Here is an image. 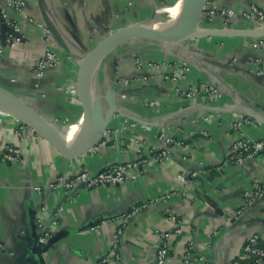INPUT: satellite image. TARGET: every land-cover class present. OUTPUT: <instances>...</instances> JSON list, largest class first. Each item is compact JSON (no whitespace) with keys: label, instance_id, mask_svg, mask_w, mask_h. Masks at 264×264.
<instances>
[{"label":"crops","instance_id":"1","mask_svg":"<svg viewBox=\"0 0 264 264\" xmlns=\"http://www.w3.org/2000/svg\"><path fill=\"white\" fill-rule=\"evenodd\" d=\"M15 1L24 3L21 13H9L19 24L21 41L6 46L10 28L0 17V86L53 125L59 121L57 125L62 126L74 125L86 116L77 111L80 58L107 34L143 22L154 9L173 2L42 0L56 37L69 53L53 41L60 62L38 79L34 64L47 45L40 28L45 23L37 0ZM250 5L264 10V0L217 3L218 8L237 13ZM3 6L0 0V10ZM201 27L220 29L222 25L202 17ZM232 29L260 30L264 24L237 19ZM254 40L207 37L191 43L192 47L142 40L118 45L102 60L92 80L104 113L110 99L116 108L106 126L110 134L79 156L60 153L30 128L18 133L19 120L0 115V146L20 151L15 163H7L0 151V264H40L38 219L54 231L44 264L97 263L108 253L119 229L117 257L110 264H156L158 233L176 228L180 233L170 238L163 264H250L245 250L249 238L256 236L264 245V149L240 167L224 165V161L236 139L256 142L264 138V46L252 48ZM134 58L142 63H184L188 71L179 69L174 75L163 68H137ZM174 76L176 81H171ZM201 85L215 89L217 95L188 101L176 93ZM151 100H158L159 105L145 106ZM125 122L136 127L127 130ZM238 122L242 124L237 129ZM161 133L176 144L160 140ZM152 148L167 151L169 159L143 164L135 182L48 190L59 177L69 179L80 170L95 174L110 165L137 160L139 149L145 155ZM178 175L184 180H178ZM255 182L262 196L245 205L243 194ZM166 195L170 198L155 202ZM130 214L121 226V218ZM169 215L174 222L168 221ZM61 233L64 236L55 238Z\"/></svg>","mask_w":264,"mask_h":264},{"label":"built area","instance_id":"2","mask_svg":"<svg viewBox=\"0 0 264 264\" xmlns=\"http://www.w3.org/2000/svg\"><path fill=\"white\" fill-rule=\"evenodd\" d=\"M219 0H208L205 4L202 17L206 18L211 22L212 20H218L222 27L220 29H232L233 22L237 19L242 20L246 23H262L264 24V10L260 9L255 5H250L246 9L240 12H234L227 9H220L217 7V3ZM24 8V3L22 1H15V0H4V6L0 10V17L5 22V24L10 28L9 36L5 39V44L8 47H13L15 44L21 41L20 35V27L19 24L9 16V13H21ZM41 30L44 33L45 40H46V48L42 55V57L37 60L34 64V72L36 78H41L44 72L48 69H52L56 67L60 62V54L54 50L53 48V40L50 36L49 31L43 25L40 26ZM264 46V38H256L252 43L251 47L254 49H258ZM147 69H168L172 71V74L179 73V69L182 72H187L188 68L183 63L181 66L177 64L167 65L165 63H146ZM144 66V67H145ZM137 68H141V63H136ZM179 71V72H177ZM167 78V77H166ZM169 78V77H168ZM171 81H176V76L170 77ZM129 81H124V84H128ZM177 95L181 99H185L188 101H195L202 95H209V96H216L217 91L212 89L208 85H201L197 87H190L186 90H176ZM159 105L158 100H151L145 103L147 107H157ZM7 114L6 112L0 110V115ZM242 123H236L234 126L235 128H240ZM124 128L127 130L134 129L136 124L133 122H125ZM29 128L24 123L19 121L18 133L25 129ZM110 134V132L104 130L103 135ZM158 138L163 140L168 144H176L172 139H169L164 133H161ZM102 146H106V143H103ZM137 147L141 148V144L137 143ZM264 149V138L260 141L252 142L248 141L245 138H238L236 139L229 150V153L224 161V165H233L235 167L242 166L247 160L255 157ZM0 151L2 153V158L7 163H15L18 161L20 157V151L17 148L12 146H0ZM169 159V154L165 150L156 151L153 148L147 150L145 155L143 154L142 150L139 149V155L137 160L123 163V164H115L105 167L101 171L90 174L84 170L78 171L76 174L73 175L72 178L65 179L59 177L55 179L52 183L48 185V190L56 191L57 189H69L72 187H76L82 184L87 189H94L100 187H114V186H121L126 183L135 182L138 178V170L143 164H161L164 161ZM178 180L183 181L184 176L178 175ZM37 192H40V189H36ZM262 196V191L257 182L252 185V189L250 191H246L243 194V203L245 205H251L256 200H258ZM170 195H166L164 197L155 199V202L169 199ZM133 214V213H132ZM126 215L121 218V226H124L129 218L132 216ZM168 221L174 222L175 218L171 215L168 216ZM37 230L39 232L37 242L40 246H45L49 240L52 238L54 231L50 227H46L43 222L38 219L36 221ZM56 223L53 222L52 226ZM122 230L119 229L116 236L114 237L111 247L108 253L102 257L97 263L94 264H110V262L117 257V249L119 243V236L121 235ZM180 229L176 228L173 232L168 231H161L158 233L159 244L155 253V261L156 264H163L167 258L168 251H169V240L174 234H179ZM246 252L251 257L250 264H264V245H261L256 236L249 238L248 242L245 246ZM187 255L184 257V262L187 263L186 258Z\"/></svg>","mask_w":264,"mask_h":264},{"label":"water","instance_id":"3","mask_svg":"<svg viewBox=\"0 0 264 264\" xmlns=\"http://www.w3.org/2000/svg\"><path fill=\"white\" fill-rule=\"evenodd\" d=\"M208 0H185V16L180 25L169 32L156 30L152 25L144 22L133 23L121 27L104 36L92 49L80 58L76 77V90L79 101L86 112L89 137L85 141H76L71 147L68 146L63 134L57 126L50 123L24 100L7 88L0 86V110L15 117L28 126L35 134L56 147L66 156L75 157L93 149L101 140L104 130L111 117L116 112L111 99L108 100L110 107L104 113L100 106V96L96 95L92 88V80L102 60L118 45L129 40H145L157 43L180 44L189 39H201L207 37L216 38H264V29L260 30H234L219 28H203L202 13ZM42 19L53 41H55L67 54L69 50L60 41L54 31V27L48 21L42 0H37ZM264 123V121H262ZM65 233L57 234L55 238L64 236ZM38 239V238H37ZM52 239L45 246L37 242L36 255L40 264H44L43 255L52 244Z\"/></svg>","mask_w":264,"mask_h":264},{"label":"bare ground","instance_id":"4","mask_svg":"<svg viewBox=\"0 0 264 264\" xmlns=\"http://www.w3.org/2000/svg\"><path fill=\"white\" fill-rule=\"evenodd\" d=\"M185 10H186L185 0H180L173 7L166 9V12L168 13L167 15L169 16V19L167 21L162 22L159 20H151V22L147 24L152 25L156 30L159 31H164V32L172 31L176 29L182 22L185 16ZM57 128L59 129L60 133L63 134V137L65 138L69 147H71L74 143H76V141H85L89 137L86 116L79 122L75 123L74 125H70V126L57 125Z\"/></svg>","mask_w":264,"mask_h":264},{"label":"rangeland","instance_id":"5","mask_svg":"<svg viewBox=\"0 0 264 264\" xmlns=\"http://www.w3.org/2000/svg\"><path fill=\"white\" fill-rule=\"evenodd\" d=\"M177 2H178V0H173V2L169 3L166 6H162V7L154 9V12L150 13V15L146 16L144 18L143 22L144 23H149V22H151V20H159V21H162V22L167 21L169 19V16L167 15L168 13L166 12V9L170 8V7H173ZM201 39H203V38H201ZM201 39H189V40H186V41H184V42H182V43H180L178 45H183V46L184 45H188V46L192 47L193 43H195L196 41L201 40ZM129 41H132V40H129ZM142 41H145V40H142ZM149 42H151V41H149ZM124 43H126V42H124ZM124 43H122V44H124ZM151 43H157V42H151ZM122 44H120V45H122ZM134 59L136 60V63H138V62L140 63L141 62L140 59H138V58H134ZM148 63H162V62H148ZM141 64H142V66L146 65V63H142V62H141ZM77 100H78V104H79V107H78L77 111H78L79 114H82L83 106H82L81 102L79 101V99H77ZM58 122L59 121H55L54 125L56 126L58 124Z\"/></svg>","mask_w":264,"mask_h":264}]
</instances>
